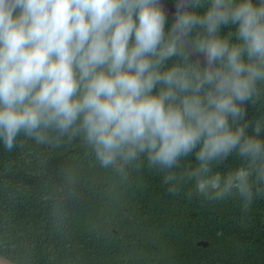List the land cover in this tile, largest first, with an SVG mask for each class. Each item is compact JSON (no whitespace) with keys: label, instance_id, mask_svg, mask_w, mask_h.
Returning <instances> with one entry per match:
<instances>
[{"label":"clouds","instance_id":"9594fccd","mask_svg":"<svg viewBox=\"0 0 264 264\" xmlns=\"http://www.w3.org/2000/svg\"><path fill=\"white\" fill-rule=\"evenodd\" d=\"M174 8L166 32L161 0H0L6 150L21 134L38 145L79 137L102 169L125 174L145 157L165 183L193 180L210 200L236 193L247 211L254 188L264 193V119L246 120L264 100V0ZM193 153L194 169L169 171ZM233 154L241 166L213 171ZM62 178L74 192L75 170Z\"/></svg>","mask_w":264,"mask_h":264},{"label":"trees","instance_id":"16d2710c","mask_svg":"<svg viewBox=\"0 0 264 264\" xmlns=\"http://www.w3.org/2000/svg\"><path fill=\"white\" fill-rule=\"evenodd\" d=\"M259 119L264 100L247 108V121ZM242 163L233 154L213 171ZM180 165L169 171L194 169L195 153ZM68 168L78 176L72 193ZM166 174L145 157L125 174L102 169L79 137L38 145L21 134L11 151L0 141V254L16 264H264V193L254 188L245 211L236 193L210 200L193 180L165 183Z\"/></svg>","mask_w":264,"mask_h":264},{"label":"water","instance_id":"95a60500","mask_svg":"<svg viewBox=\"0 0 264 264\" xmlns=\"http://www.w3.org/2000/svg\"><path fill=\"white\" fill-rule=\"evenodd\" d=\"M161 3L165 7L166 11L168 12V15H169L168 18H170L172 20L171 15L175 11L174 1L161 0ZM191 58L194 61H196V60L199 59V56L193 51L191 53ZM197 243L200 244V245H203V246H206L207 245V241H203V240H199ZM0 264H16V263L0 254Z\"/></svg>","mask_w":264,"mask_h":264}]
</instances>
